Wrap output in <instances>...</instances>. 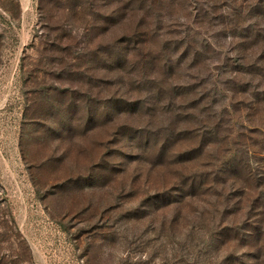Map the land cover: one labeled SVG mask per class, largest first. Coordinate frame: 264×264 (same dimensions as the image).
Segmentation results:
<instances>
[{
    "label": "rangeland",
    "instance_id": "obj_1",
    "mask_svg": "<svg viewBox=\"0 0 264 264\" xmlns=\"http://www.w3.org/2000/svg\"><path fill=\"white\" fill-rule=\"evenodd\" d=\"M0 264H264V0H0Z\"/></svg>",
    "mask_w": 264,
    "mask_h": 264
},
{
    "label": "trees",
    "instance_id": "obj_2",
    "mask_svg": "<svg viewBox=\"0 0 264 264\" xmlns=\"http://www.w3.org/2000/svg\"><path fill=\"white\" fill-rule=\"evenodd\" d=\"M187 96H190V97H187V99L181 101V105H180L181 107L177 112V117L184 118L186 121H188V123L195 121L197 123V127L192 129L193 130L192 134H195L196 136H199L200 131L203 130L201 129V127L210 130L209 134L211 137L208 140V142L209 144H211L215 140V138H217L218 130H219L217 123L211 120L212 117L210 113V109H211L210 105H212L213 102L212 101H206V103L202 102L201 98L198 97L199 95H195L194 97V95L188 93ZM161 99H162V90L160 89L158 91V97L156 99V102H160ZM174 101H175V95H172L171 103H173ZM203 111L205 112L209 111V115L207 116V118L203 117L202 120H198V113L200 112V114H202ZM206 120H209L208 127H206ZM181 130H186L188 132L191 131V129L189 128H186V129L181 128ZM181 130L178 131V134H181L182 132ZM198 145L200 146V144Z\"/></svg>",
    "mask_w": 264,
    "mask_h": 264
}]
</instances>
